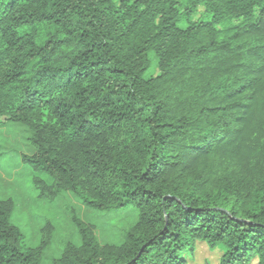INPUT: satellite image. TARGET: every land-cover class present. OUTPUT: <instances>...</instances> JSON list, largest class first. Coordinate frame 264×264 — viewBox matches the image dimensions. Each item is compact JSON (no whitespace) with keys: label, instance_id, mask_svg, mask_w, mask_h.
I'll list each match as a JSON object with an SVG mask.
<instances>
[{"label":"trees","instance_id":"trees-1","mask_svg":"<svg viewBox=\"0 0 264 264\" xmlns=\"http://www.w3.org/2000/svg\"><path fill=\"white\" fill-rule=\"evenodd\" d=\"M10 122L38 199L137 210L101 243L70 208L79 242L49 264H186L196 242L264 264V0H0ZM14 207L0 199V264H43L53 223L28 246Z\"/></svg>","mask_w":264,"mask_h":264},{"label":"rangeland","instance_id":"rangeland-1","mask_svg":"<svg viewBox=\"0 0 264 264\" xmlns=\"http://www.w3.org/2000/svg\"><path fill=\"white\" fill-rule=\"evenodd\" d=\"M152 59L151 67L144 73L145 77L158 71ZM28 133L26 128L15 122L0 126V199H13L15 207L11 219L20 227L26 244L35 246L38 243L40 228L46 220L53 223L54 233L50 246L43 254V264H49L53 257L58 256L65 242L78 243L70 208L81 219L96 225L99 242L120 243L124 231L136 220L137 210L134 206L101 212L82 205L71 194H64L52 202L37 198V191L32 186L34 172L29 164L21 160L22 154L31 151ZM222 251V245L211 250L204 242H196L194 252L187 253L186 264H216ZM255 262L253 259L251 264Z\"/></svg>","mask_w":264,"mask_h":264}]
</instances>
